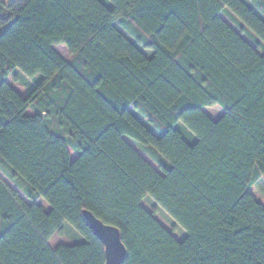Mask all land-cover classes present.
<instances>
[{
	"label": "trees",
	"instance_id": "16d2710c",
	"mask_svg": "<svg viewBox=\"0 0 264 264\" xmlns=\"http://www.w3.org/2000/svg\"><path fill=\"white\" fill-rule=\"evenodd\" d=\"M0 172V264H105L85 210L124 264H264V0H0Z\"/></svg>",
	"mask_w": 264,
	"mask_h": 264
},
{
	"label": "rangeland",
	"instance_id": "374dc122",
	"mask_svg": "<svg viewBox=\"0 0 264 264\" xmlns=\"http://www.w3.org/2000/svg\"><path fill=\"white\" fill-rule=\"evenodd\" d=\"M13 0H4L5 4L9 5ZM105 1V0H102ZM223 18L237 31V27L233 25V23L226 17L223 16ZM116 27L133 43H135V40L119 25L116 24ZM244 38L250 42V40L244 36ZM148 57H152V52L146 51L143 48L139 47ZM56 52L67 62L71 60V56L69 55V52L66 48V46H56L54 47ZM18 83H14L12 79H9V83L18 91H20L24 96L27 95L28 92L36 89L38 85L43 80L42 77H36V78H27L20 72L15 73ZM205 113L214 121H218L224 114V111L221 107H212V108H205ZM131 112L133 115L141 121L144 125H146L151 131L156 132L157 131L148 123V121L137 111H135L134 108H131ZM28 115H34L33 110L27 111ZM178 129L181 131L183 137L186 139V141L190 144H194L196 142L195 136L189 132L184 126L178 125ZM140 153H142L140 151ZM142 155L147 159V161L156 169L159 170L158 165L155 163V161L152 159V157H147L142 153ZM71 159L72 161H75L77 159V154L71 149ZM0 178L9 186L12 190L19 193V195L25 200L28 204H30L29 200L25 197V195L11 182L7 177H5L0 172ZM144 207L151 213L155 214V217L157 220L166 227L169 231H171L173 228H176V235L179 237H183L186 235L185 231L182 230L175 222L174 220L163 210L161 209L158 204L151 199L150 197L147 198V200L144 202ZM64 236H55L53 237L49 242V247L55 251L59 246L61 245H67V246H73L79 243H82L84 239L76 232L74 228H72L70 225L66 224L64 225Z\"/></svg>",
	"mask_w": 264,
	"mask_h": 264
},
{
	"label": "water",
	"instance_id": "95a60500",
	"mask_svg": "<svg viewBox=\"0 0 264 264\" xmlns=\"http://www.w3.org/2000/svg\"><path fill=\"white\" fill-rule=\"evenodd\" d=\"M83 216L92 232L105 247V264H124L128 252L122 241L120 230L104 224L90 211L85 210Z\"/></svg>",
	"mask_w": 264,
	"mask_h": 264
}]
</instances>
